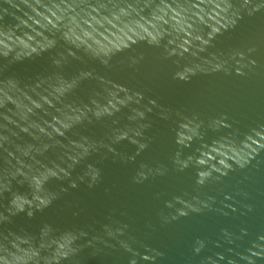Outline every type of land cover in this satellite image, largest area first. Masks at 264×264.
I'll return each instance as SVG.
<instances>
[{
	"label": "water",
	"instance_id": "1",
	"mask_svg": "<svg viewBox=\"0 0 264 264\" xmlns=\"http://www.w3.org/2000/svg\"><path fill=\"white\" fill-rule=\"evenodd\" d=\"M0 264H264V0H0Z\"/></svg>",
	"mask_w": 264,
	"mask_h": 264
}]
</instances>
